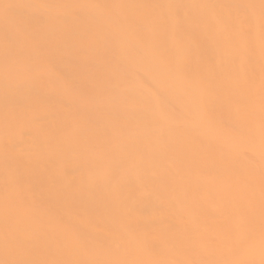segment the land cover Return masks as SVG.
<instances>
[{
    "label": "bare ground",
    "instance_id": "1",
    "mask_svg": "<svg viewBox=\"0 0 264 264\" xmlns=\"http://www.w3.org/2000/svg\"><path fill=\"white\" fill-rule=\"evenodd\" d=\"M0 264H264V0H0Z\"/></svg>",
    "mask_w": 264,
    "mask_h": 264
}]
</instances>
